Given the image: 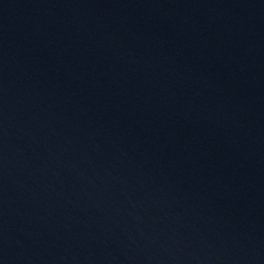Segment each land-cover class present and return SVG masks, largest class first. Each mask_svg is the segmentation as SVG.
I'll use <instances>...</instances> for the list:
<instances>
[{
  "label": "water",
  "instance_id": "obj_1",
  "mask_svg": "<svg viewBox=\"0 0 264 264\" xmlns=\"http://www.w3.org/2000/svg\"><path fill=\"white\" fill-rule=\"evenodd\" d=\"M0 264H264V0H0Z\"/></svg>",
  "mask_w": 264,
  "mask_h": 264
}]
</instances>
